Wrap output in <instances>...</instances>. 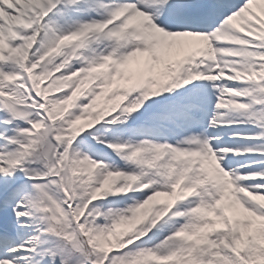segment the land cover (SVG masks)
<instances>
[{
    "label": "snow or ice",
    "instance_id": "6c2138e0",
    "mask_svg": "<svg viewBox=\"0 0 264 264\" xmlns=\"http://www.w3.org/2000/svg\"><path fill=\"white\" fill-rule=\"evenodd\" d=\"M0 264H264V0H0Z\"/></svg>",
    "mask_w": 264,
    "mask_h": 264
}]
</instances>
